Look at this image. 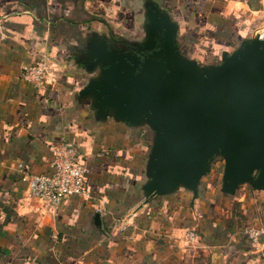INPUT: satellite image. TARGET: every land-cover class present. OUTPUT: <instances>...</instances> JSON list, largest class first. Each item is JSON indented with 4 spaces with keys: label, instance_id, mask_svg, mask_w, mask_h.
Masks as SVG:
<instances>
[{
    "label": "crops",
    "instance_id": "obj_1",
    "mask_svg": "<svg viewBox=\"0 0 264 264\" xmlns=\"http://www.w3.org/2000/svg\"><path fill=\"white\" fill-rule=\"evenodd\" d=\"M227 2L0 0V264H258L246 229L219 215L225 161L217 170L214 157L194 190L163 187L160 125L115 101L118 90L142 89L146 67L167 52L204 74L264 40L236 35ZM205 44L219 46L210 62L195 58ZM41 55L57 66L53 86L20 77ZM64 142L78 150L89 196L49 210L28 197L22 171L48 172ZM246 212L249 227L264 226V205ZM188 228L200 230L198 244L184 241Z\"/></svg>",
    "mask_w": 264,
    "mask_h": 264
},
{
    "label": "water",
    "instance_id": "obj_2",
    "mask_svg": "<svg viewBox=\"0 0 264 264\" xmlns=\"http://www.w3.org/2000/svg\"><path fill=\"white\" fill-rule=\"evenodd\" d=\"M247 46L245 53L225 56L222 65L204 74L167 52L160 64L146 67L142 89L116 91L115 101L132 103L134 116L149 112L164 133L155 167L163 187L183 184L194 190L196 177L222 154L225 194L247 182L264 189V40ZM254 170H259L256 179Z\"/></svg>",
    "mask_w": 264,
    "mask_h": 264
},
{
    "label": "built area",
    "instance_id": "obj_3",
    "mask_svg": "<svg viewBox=\"0 0 264 264\" xmlns=\"http://www.w3.org/2000/svg\"><path fill=\"white\" fill-rule=\"evenodd\" d=\"M20 77L33 85L53 86L57 83V66L47 55H41L32 64L21 67ZM19 168H22L20 165ZM22 180L26 183V193L49 210L58 209L63 201L71 196L88 197L87 171L84 165L78 161V150L67 143H60L54 151V156L49 164V171L43 174H35L22 171ZM264 226L249 227L245 230L252 249L259 255L258 264L264 260V235L253 239L252 231L261 232ZM201 235L197 228L185 230L184 241L187 245L198 244Z\"/></svg>",
    "mask_w": 264,
    "mask_h": 264
},
{
    "label": "rangeland",
    "instance_id": "obj_4",
    "mask_svg": "<svg viewBox=\"0 0 264 264\" xmlns=\"http://www.w3.org/2000/svg\"><path fill=\"white\" fill-rule=\"evenodd\" d=\"M216 157L218 164L217 170H220L223 167L225 158L222 154H217ZM258 175L259 170H254L252 176L256 179ZM220 177L221 174L217 175L216 180L218 183ZM220 197L223 199V205L221 207L222 209L219 208V211H221L219 215L222 216L229 225L233 226L234 230L239 231L241 235L244 233L245 229L251 226V224H248L249 215L246 210L251 208L254 213L256 208L264 205V192L258 193L249 182L241 184L234 193H227L225 197L219 196V199ZM198 231L200 230L198 229ZM197 259L199 263L196 264H203L201 262H203L204 258L198 257ZM261 260L263 263L264 260Z\"/></svg>",
    "mask_w": 264,
    "mask_h": 264
},
{
    "label": "clouds",
    "instance_id": "obj_5",
    "mask_svg": "<svg viewBox=\"0 0 264 264\" xmlns=\"http://www.w3.org/2000/svg\"><path fill=\"white\" fill-rule=\"evenodd\" d=\"M110 7H114V5ZM238 7L244 10L242 15L235 13L234 10ZM222 15L226 18H232L234 31L237 36L241 34L251 36L253 33H255L256 36H260L261 33L264 32V0H259L258 7L252 6L250 0H243L242 3H240L239 0H228ZM5 19H7V17H5ZM218 47L219 46L209 47L205 44V51L196 54L195 58L203 62H210L218 55ZM262 235H264V229H262L261 232L252 231L253 239ZM260 247H264V243L260 244Z\"/></svg>",
    "mask_w": 264,
    "mask_h": 264
}]
</instances>
